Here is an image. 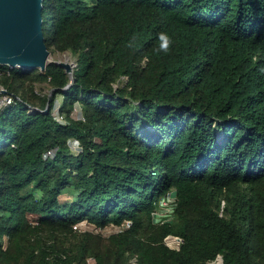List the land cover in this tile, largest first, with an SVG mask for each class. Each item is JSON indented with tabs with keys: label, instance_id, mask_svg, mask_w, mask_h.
Listing matches in <instances>:
<instances>
[{
	"label": "trees",
	"instance_id": "16d2710c",
	"mask_svg": "<svg viewBox=\"0 0 264 264\" xmlns=\"http://www.w3.org/2000/svg\"><path fill=\"white\" fill-rule=\"evenodd\" d=\"M44 6L48 49L76 65L70 76L54 62L0 64L15 96L0 110V264H264V0ZM34 80L53 90L47 113V95L19 93ZM57 96L67 123L54 118ZM76 104L84 120L71 118ZM172 187L174 220L156 224ZM84 221L130 226L107 245L64 242Z\"/></svg>",
	"mask_w": 264,
	"mask_h": 264
},
{
	"label": "water",
	"instance_id": "95a60500",
	"mask_svg": "<svg viewBox=\"0 0 264 264\" xmlns=\"http://www.w3.org/2000/svg\"><path fill=\"white\" fill-rule=\"evenodd\" d=\"M44 7V0H0V64L11 69H39L43 72L48 63L54 62L72 76L69 63L49 61L50 51L43 32ZM52 94L53 90L48 95L43 113L49 111ZM32 110L40 111L37 108ZM217 259L223 263L221 256Z\"/></svg>",
	"mask_w": 264,
	"mask_h": 264
},
{
	"label": "rangeland",
	"instance_id": "374dc122",
	"mask_svg": "<svg viewBox=\"0 0 264 264\" xmlns=\"http://www.w3.org/2000/svg\"><path fill=\"white\" fill-rule=\"evenodd\" d=\"M50 51V56H49V61H63V62H67L70 65H72V69H74L76 63H75V58L69 53H59L55 50V48L53 46H51L49 48ZM19 93H21V95L29 98V100L34 101V99H31V93L36 94L38 97H45L46 95L48 96L51 92V88L50 85L47 81H26L22 84H20L19 86ZM3 88L5 89L4 85L0 83V89ZM61 96H57L55 103H54V108L53 111H59V106L61 104ZM79 107H81L80 105H77V109L79 112ZM76 116H83L82 113V109L80 111V113H78L77 115H74V117L71 116V118H73L74 120H79L78 117ZM64 123H67V119L64 116ZM69 147L72 151V153L77 154L80 151V145L78 143V141L71 139L69 140ZM174 202H175V194H174ZM222 205H224V202H222ZM31 220V223L33 225L36 224L35 221H33V217L30 216L29 217ZM174 220V213L168 214V213H164V212H160V213H156L153 216V222L156 224H163L165 222H172ZM129 227L126 226H116V225H108L104 228H97L96 226H94L91 223H88L86 221L80 223L77 225L76 227V233L74 234V236H67L65 238H63V241L66 242L67 244H69L70 246H76L80 243H82L83 241V235L85 234H90L92 236H97L100 237L102 241V243L104 245H107V240L109 238H111L112 236H116L119 233L123 232L125 229H127ZM52 240V239H51ZM65 244V243H64ZM132 262L134 261V258L131 260ZM87 263L88 264H94L95 260L93 257H88L87 258Z\"/></svg>",
	"mask_w": 264,
	"mask_h": 264
},
{
	"label": "built area",
	"instance_id": "2783aa9c",
	"mask_svg": "<svg viewBox=\"0 0 264 264\" xmlns=\"http://www.w3.org/2000/svg\"><path fill=\"white\" fill-rule=\"evenodd\" d=\"M0 90H5L3 88H1ZM6 91V90H5ZM15 96L11 93H8L7 91L5 93H1L0 92V110L3 109L4 107L11 105L14 102ZM77 105H75L74 111L72 112L71 116L74 117V115H77L78 113H80L81 111V107L78 106L79 108V112L77 109ZM54 118L61 123H64V116L62 114H60L59 111H52ZM78 117L79 120H84L83 116H76ZM56 153V149H49L46 153H44L43 157L46 158H53L55 156ZM155 214V213H154ZM153 214V216H154ZM122 226H126L129 227L130 226V222L126 221ZM165 244L174 250H178L180 248L181 243L183 242L182 238L177 237V236H173V235H169L164 239ZM134 262V261H133Z\"/></svg>",
	"mask_w": 264,
	"mask_h": 264
},
{
	"label": "clouds",
	"instance_id": "9594fccd",
	"mask_svg": "<svg viewBox=\"0 0 264 264\" xmlns=\"http://www.w3.org/2000/svg\"><path fill=\"white\" fill-rule=\"evenodd\" d=\"M159 40V49L163 51H168L170 47L173 45L174 40L168 32L162 31L158 34ZM176 189L174 187L170 188L167 194L162 195L156 202V207L154 208V212L160 213H174L175 211V202H174V193Z\"/></svg>",
	"mask_w": 264,
	"mask_h": 264
},
{
	"label": "bare ground",
	"instance_id": "6f19581e",
	"mask_svg": "<svg viewBox=\"0 0 264 264\" xmlns=\"http://www.w3.org/2000/svg\"><path fill=\"white\" fill-rule=\"evenodd\" d=\"M212 264H223L220 259H217L216 261L212 262Z\"/></svg>",
	"mask_w": 264,
	"mask_h": 264
}]
</instances>
